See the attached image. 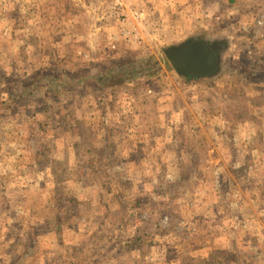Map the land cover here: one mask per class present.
Instances as JSON below:
<instances>
[{
	"label": "rangeland",
	"instance_id": "1",
	"mask_svg": "<svg viewBox=\"0 0 264 264\" xmlns=\"http://www.w3.org/2000/svg\"><path fill=\"white\" fill-rule=\"evenodd\" d=\"M262 15L0 0V264H264ZM200 39L222 66L188 79L165 51ZM123 63L145 65L96 83Z\"/></svg>",
	"mask_w": 264,
	"mask_h": 264
},
{
	"label": "water",
	"instance_id": "2",
	"mask_svg": "<svg viewBox=\"0 0 264 264\" xmlns=\"http://www.w3.org/2000/svg\"><path fill=\"white\" fill-rule=\"evenodd\" d=\"M165 56L175 71L191 78L204 77V47L190 40L177 47L168 48Z\"/></svg>",
	"mask_w": 264,
	"mask_h": 264
},
{
	"label": "trees",
	"instance_id": "3",
	"mask_svg": "<svg viewBox=\"0 0 264 264\" xmlns=\"http://www.w3.org/2000/svg\"><path fill=\"white\" fill-rule=\"evenodd\" d=\"M145 64L138 65L135 63H126V64H120L119 66H116L114 68L109 69L106 73L101 74L99 77L96 78V83L100 86H105V87H113V86H118L122 85L131 79H133L136 75V70L140 66H144ZM225 65H229L228 63ZM222 64L218 60L216 64L214 65V68L208 72L207 76H211L216 73L221 68ZM206 76V77H207ZM35 81H33L34 85ZM33 85L24 87L21 92H18V97L19 96H25L26 94H29V92H32ZM25 94V95H24ZM28 97V96H27Z\"/></svg>",
	"mask_w": 264,
	"mask_h": 264
},
{
	"label": "flooded vegetation",
	"instance_id": "4",
	"mask_svg": "<svg viewBox=\"0 0 264 264\" xmlns=\"http://www.w3.org/2000/svg\"><path fill=\"white\" fill-rule=\"evenodd\" d=\"M195 42L202 45L206 53V56L204 57V60H203V67H204V73H205L204 77H206L208 75V72L212 69V67L214 68V65L218 61L219 53L216 52V48L214 47L213 42H210L204 39L195 40ZM187 78L193 79L191 77H187Z\"/></svg>",
	"mask_w": 264,
	"mask_h": 264
},
{
	"label": "built area",
	"instance_id": "5",
	"mask_svg": "<svg viewBox=\"0 0 264 264\" xmlns=\"http://www.w3.org/2000/svg\"><path fill=\"white\" fill-rule=\"evenodd\" d=\"M255 27H256V31L264 30V15H262L261 17L255 20ZM255 35L258 36L259 35L258 32H256Z\"/></svg>",
	"mask_w": 264,
	"mask_h": 264
}]
</instances>
